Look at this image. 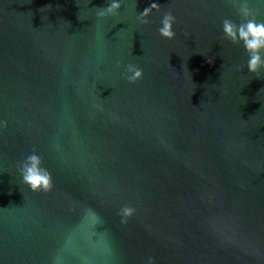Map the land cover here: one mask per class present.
<instances>
[{
  "label": "water",
  "instance_id": "1",
  "mask_svg": "<svg viewBox=\"0 0 264 264\" xmlns=\"http://www.w3.org/2000/svg\"><path fill=\"white\" fill-rule=\"evenodd\" d=\"M120 2L99 19L106 0H0V264H264V72L222 31L241 17ZM34 150L51 192L22 183Z\"/></svg>",
  "mask_w": 264,
  "mask_h": 264
},
{
  "label": "clouds",
  "instance_id": "2",
  "mask_svg": "<svg viewBox=\"0 0 264 264\" xmlns=\"http://www.w3.org/2000/svg\"><path fill=\"white\" fill-rule=\"evenodd\" d=\"M226 3L234 8L241 17V22L237 23L232 19L225 18L222 21V31L224 39L235 45L244 46L247 53V69L251 74H255L257 78L264 72V20L259 19V9L252 6L251 0H226ZM122 3L120 0H106V6L95 8L96 17L104 19L107 17H115L120 14ZM160 11L161 6L158 3H152L150 7L138 15L137 19L142 25H149L152 21L149 19L153 14V10ZM176 17L171 11L164 13L161 20L162 26L158 29L159 34L167 39H174L176 33L174 25ZM244 69L241 68L240 71ZM144 78L142 68L129 64L125 79L135 84ZM0 127L7 129V121L0 122ZM42 157L35 152L29 154L19 167V173L22 183L28 185L32 192H51L54 188V182L51 172L43 166ZM135 213V209L125 206L121 209L120 215L122 223L127 224L129 218ZM149 264H156L155 258H149Z\"/></svg>",
  "mask_w": 264,
  "mask_h": 264
}]
</instances>
